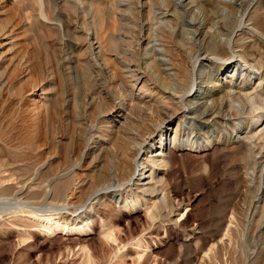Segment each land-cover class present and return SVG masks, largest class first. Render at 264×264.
<instances>
[{
  "label": "rangeland",
  "instance_id": "374dc122",
  "mask_svg": "<svg viewBox=\"0 0 264 264\" xmlns=\"http://www.w3.org/2000/svg\"><path fill=\"white\" fill-rule=\"evenodd\" d=\"M51 1V7L49 10L48 6L42 3L41 0H8V2L5 3L0 0V23L5 21L8 22L9 20L13 21L12 23L17 27L16 31L10 37V40H14V44L12 48L6 53L9 58L15 57L12 58V60H14L13 62L15 63L19 62L20 58H22L25 53H29V56L31 57L30 60L33 61L32 63L34 64V66L31 65L32 68L34 67L32 75L36 80L39 78V80H37L36 82L43 84L45 83L47 89L46 94L50 95L49 97L51 98L50 103L53 100L55 101V103L57 102V106L60 107L58 109L57 116L59 119L62 115V118L60 119L62 121L64 120V123L62 121L61 124H57L58 122L56 123V125H58V128L56 127V130L58 129V138L65 139V135L68 134L67 136H70L69 134L75 132L76 130L77 131L74 134H77L78 136L81 135L82 138L81 136L79 138L76 135V140L73 145L71 144L70 140L68 141V139L64 140L65 142L63 141L64 143H62L61 146L52 145L44 135V129L46 128L45 123L47 122L46 118L42 116L39 122L33 121L30 118L31 114L26 111L29 104V99L27 97L21 99L18 95V97L15 96V94L9 91L7 87H4L0 91V158H3L4 160V168L10 171L9 177H6L4 179L0 178V264H264V209L261 207L264 202L263 200H261L262 202L259 204V198H257L260 197V195L264 197V187H262L264 186V175H262V179H258V176H260V172H256L255 179H253V177L251 176L253 175V172L251 171L252 169L248 165L249 158L247 149L240 143H218L213 144L210 147H201L198 151L194 149L190 150L189 148L187 149L188 146H182L180 143L172 148L171 153L168 151L169 153L167 154V157L169 159V165L162 167L161 173L158 176L160 180L163 179L161 181L159 180L161 183L159 187L163 189L167 196L165 200L164 198H161V195L159 193L158 197L154 198L157 199V202L159 201L157 207L154 209L156 214L155 218H152L148 215L147 207L150 204L144 203L145 200L142 201L144 205L140 209L138 208L134 210L122 209L120 207H117L115 204H102L100 206L98 205V215H100V217L106 221L108 228L113 229L118 233L120 238L118 243H113L105 240L103 235L100 233L101 222L98 217H95L93 223L90 225L91 229L88 230L85 235H80L79 233L71 231L64 233L63 230H61V232L60 230H51L50 233L44 234L41 232L39 226L37 225L38 222H36L31 216H15L13 213H11L10 208L13 202L21 197L22 187H25L24 192L26 193V195H28V198H26L27 201L29 200L33 203H41L45 201L46 191L49 192V189H51L50 187H52V185L56 182H59L57 179L54 180L56 175L65 172H71L72 170H74L73 166L76 165L79 159L76 151L81 146L83 147L82 141H84L85 136L91 131V125L88 124H97L102 117L100 109L102 110V112L104 109L102 108L103 106H94L95 109H91V107H87V104L82 103L88 100H86L87 94L89 90H91V88L87 89V86H84L83 84L86 83L85 85H88V87H92V81L89 82L87 75L83 74H87L88 69L84 66L78 65L79 61L83 58V50L76 48V41L72 32L68 30V28H65L64 30L62 29L61 31L56 30L52 26L51 22L46 21L44 15L43 17L41 15L42 13H47V15H49V12L51 13L56 10V12L61 13L62 18L69 19L71 15L74 14L73 0ZM84 1H86L88 6L92 4L94 7V11L96 12V22L92 20L93 14L89 16L88 21L91 22H89L90 26H94L95 28H97L100 37L104 38L103 41L106 51L108 52L109 56L112 55L113 57L116 54V50L119 48V44L117 43V39H114V41H109L107 33L112 32L114 36L121 37L123 40H130L132 34L134 35L138 31H140L138 30L141 28L140 26L145 23V21L149 20V17H151L150 15H152L153 17L157 16L155 17V20L153 19V21H156L158 18L159 23H161L160 19L167 21L169 19L170 25L168 23H166V25L168 24L170 27L167 25L166 28L164 26V23H161L163 26L159 24L157 33L160 36L165 37L166 34H169L171 31L170 29L172 28L171 25L174 28L172 29V31H176H173L174 36L171 35L173 34L171 32L170 35L164 38L165 40L167 39V43H169L171 52L169 55L172 54V58L174 59L178 58L176 62H179L180 53L184 52L189 47V39L187 37L188 35H186L187 32H190V30L194 31V29H199L198 32H204L209 26L211 27L215 25L216 28L212 30L216 31V33H219L222 32V30L224 31L225 28L227 29V27L230 26L235 19L234 13L231 10L226 11L222 9L224 8L222 6L225 5L224 0H222L223 4L221 0H195L194 5H196L201 12L199 14H205L204 16H202L203 18L198 21V23L197 21H195L196 24H194V21H192L193 24L190 21L192 13L189 14V12H191V6L186 5V1L188 0H184V2H180V0H176L177 2L175 0H167L168 5H165L166 0L164 2L160 0L163 4L165 3L164 5L160 3L161 7L158 4L159 0H149L152 4H149L150 2L148 1V5H145L146 7L144 5L142 6L141 4L140 6H138L139 3H137V0ZM245 1L247 2V0ZM173 2L176 4V6L178 5L177 8ZM132 4H134L133 7ZM217 4L219 6H217ZM152 6L157 8L156 14L158 15L151 14L150 7ZM220 6L222 8H220ZM185 7L187 8L185 9ZM167 8L170 9L171 13L169 12L167 16H164L162 11ZM131 9L135 10L134 14ZM111 10L115 14L114 20L108 19L109 12H111ZM139 10L142 11V14ZM178 10L180 11V13ZM173 11H177V15ZM225 11L232 15H230L231 18H229V14L227 16V14L223 13ZM146 12L150 14H147ZM178 13L183 19L178 16ZM173 15H175L176 17ZM221 15L225 17L220 18L222 21L218 19ZM177 16L179 17L178 19ZM260 17L262 18L263 15L259 14V20L261 19ZM175 18L176 21L173 22ZM185 19L187 20V22ZM210 22H213V24H211ZM223 22L225 24H223ZM25 23L28 24V30H26L24 27ZM108 23H110L109 26ZM175 23L178 24L176 25ZM187 23L189 24V27ZM184 24L187 26V28H184L186 27L184 26ZM70 25L72 26L71 23ZM132 25H135L134 27L139 28L134 29V27H131ZM174 25H176L178 29H176V26ZM146 28L147 25H144V33L147 32ZM182 28L185 29H183L185 32L182 31ZM217 28L221 31H219ZM167 29L169 33L167 32ZM164 32L166 33L164 34ZM182 33L184 34L181 36ZM216 33L213 32V34ZM213 34L210 32L207 34L208 39L206 40V44L211 43L213 39L212 37H214L212 36ZM57 37H59L60 39H66L70 47L74 50L72 53L73 60L70 64L71 68L69 69L70 71L68 70L70 73L65 77L60 76L57 72H55V70H52L51 73L49 70V72L42 71V69H40L38 66L39 64H37L36 60L34 61V57L32 56L35 53L36 56H38L37 54L39 52L36 51L44 49L43 43H47L51 48H53L54 42L56 41ZM169 37L173 39H170ZM176 39H180L179 41L181 43L185 41V44L183 43V47L178 40L175 42ZM0 41H2V44H4L5 46V48L2 49V52L11 47L10 44L7 45V43L9 42L8 37L0 35ZM172 42L174 43V45L172 44ZM177 43L179 44V46ZM173 50L176 51V54L175 52L173 53ZM248 50L249 52L254 53L258 58H260V49L257 50L254 46H251L248 47ZM176 55L179 56L175 57ZM157 56L158 58H160L156 59V63L154 61V63L152 64V66L154 65V69L152 68V66L149 67L150 71L153 74H160L161 76H165V66L164 68L162 66V69L164 71L159 68L161 67V65H164L160 60V52L156 54V57ZM140 59V66H146V61L143 59V57H140ZM247 60L251 61L250 58H247ZM112 64L113 66H115L114 62H112ZM156 64L159 67L156 66ZM79 66L81 67L79 68ZM156 67H158L159 70L158 68L156 69ZM2 69L3 66L0 70ZM24 69H26V67L23 68V70ZM75 69H77V71ZM39 70L41 71V73ZM114 70L116 72L118 71V74H121V72L119 73L120 70L115 68ZM160 70L162 73H160ZM34 72L36 74H34ZM44 72L45 74H43ZM46 73L48 74V76ZM139 73L142 76H145V78L148 77L143 70L139 71ZM52 75H55V77H53ZM72 75H74V77ZM58 76H60L61 78ZM71 76L73 77V79L78 78V80L71 79ZM85 76L87 81L86 79H84ZM50 77L53 78V82L49 80ZM45 78L47 80H44ZM26 79L27 77L19 79V81L17 80L14 85L16 89L18 87L20 89V87L22 88V86L25 85L22 89H24L25 92L28 89V92H24V95L28 94L30 92L29 90L32 88L31 84L28 85L30 83L28 79L27 83H29H26ZM70 79L73 80V83ZM66 80L68 81L65 82ZM61 81L64 83L61 84ZM88 83L91 85L89 86ZM148 83L149 85H153V80H150L149 78ZM62 85H64L66 88H63ZM73 85L76 86L73 87ZM25 87H27V89ZM70 87L72 90L70 89ZM84 88L87 90H85ZM73 89L75 91H73ZM63 90L65 92H63ZM76 90L79 92H77ZM82 92H85L86 94L84 93L83 95ZM37 93H40V91H37ZM61 93L64 95V97H62ZM136 93H138V89L136 90ZM74 96L75 99H73ZM81 96L84 97L83 99H85V101L82 100ZM158 96V93H145V98H147L146 100H149L148 104L151 105L150 107H148V109H151L150 111L153 112H151L152 115L149 114L150 111L148 112V109L146 108L145 110L139 107L133 108L135 114L138 113V116L144 118L145 120L148 119L150 125H153V120H155L158 116V111H156V106L160 103ZM62 99H65V102L62 101ZM68 99H70V101H67ZM73 101L75 103H73ZM63 103H66L65 108L61 106V104ZM84 104L88 108H86L85 111H83L85 109V106H83ZM73 106L74 109L72 108ZM77 106L80 109H78ZM93 109L94 111L92 112L91 110ZM67 110H69L70 112L73 111V114L72 112L68 113ZM138 110L140 111V113ZM78 111L80 112V114ZM90 111L93 114L98 113V116L93 115ZM81 112H83L82 114H84L85 117L81 114ZM74 113L78 115L80 122L78 121L79 119L75 117L76 115ZM153 114H155L156 116L154 117ZM179 114L178 116L180 117L182 115V112H180ZM93 117L95 118V120L93 119ZM118 117L122 119V117ZM26 118L28 120H25ZM172 118L173 117H166L160 119L158 125L155 127L154 135L158 136L161 130L169 125V122ZM116 119L114 123L117 127L120 121ZM69 120H71V123L67 122ZM85 120H87V123ZM30 121L32 124L30 123ZM75 121H78L80 123L81 126L78 122L74 125V127L76 126L79 129H76V127L74 129L72 128L73 126L71 127L72 122L76 123ZM95 121L98 122L96 123ZM84 122L87 126L84 124ZM36 123H39V129H36L38 126H36ZM33 127H35V129ZM67 127L70 129H68ZM80 129L83 133H85L83 134L81 131L78 132V130ZM215 133H217L215 135V137L217 138L223 133L222 128L218 127V131ZM182 136L183 134H181V138ZM127 137L128 139H126V142L128 145L130 144L129 151L131 153H134L135 148L133 147H135L136 141H133L132 138H129L132 137L130 133ZM78 140L82 141L79 143ZM200 141L202 140L199 139L198 144L200 143ZM66 142L70 145L65 144ZM112 147L111 149L106 150L103 153V156H110L111 152L112 156H110V158L114 159H110L109 156H107L108 158L105 156L103 157V161L101 164L99 162H94L92 163L93 165L90 164L88 167H84L85 169L83 168L82 170H78L77 168L72 171L69 177H73L71 179L75 181V179L77 178H83V176L79 175L80 172H83L87 173L89 176L95 175L94 178L96 180V184H98L97 188H104L105 186H108L110 184H112L113 187L117 186L114 171L118 169L116 167H119V163L123 159V153L115 145ZM54 150H56L57 152L54 153ZM67 150H71L73 153L71 152L72 154L70 155L68 151L69 154L67 156ZM118 152L120 154H118ZM105 158H107V161ZM69 165L73 166L70 167ZM103 167H106V169L110 167V171L108 172L109 168L105 170ZM102 168L104 170L103 173H105L106 171L108 175L107 173L105 175H102ZM119 171L120 170H118V172ZM115 172H117V170ZM72 174L74 176H72ZM97 174L99 177L97 176ZM76 175L80 177H76ZM106 175L109 178H107ZM117 175L119 177V175H121V171L120 174L118 173ZM251 178L252 180H254V182H251ZM30 179L32 181H30ZM108 180L109 182L115 180V183H109ZM259 184L262 187L260 189ZM27 187L32 188L30 190H26ZM51 194L54 195V192H51ZM68 194L70 195L71 193L69 192ZM167 197L169 201L167 200ZM154 199H152L150 202H153ZM162 199H164V201ZM85 204L86 203H84L83 205L77 203L75 211H81L83 209L90 211V206ZM84 205L86 206L85 208L82 207ZM254 207L257 209V211L254 210ZM229 218L232 219V226L229 230L230 232L227 231ZM221 239H224V242ZM140 240L143 246L138 247L139 249H136V243ZM84 246H86L85 250ZM140 251H142L143 253L145 252V257H141L140 254L142 252Z\"/></svg>",
  "mask_w": 264,
  "mask_h": 264
},
{
  "label": "bare ground",
  "instance_id": "6f19581e",
  "mask_svg": "<svg viewBox=\"0 0 264 264\" xmlns=\"http://www.w3.org/2000/svg\"><path fill=\"white\" fill-rule=\"evenodd\" d=\"M41 1L42 3L47 5L48 9L50 10L52 1L51 0H41ZM148 1L149 0L147 1L137 0V3H139L138 6H140V4L142 6L143 5L145 6ZM162 1L164 2L165 0ZM2 2L5 3L8 2V0H2ZM149 2H150L149 4H152L151 1ZM158 2H159L158 4L161 7L160 3L162 2L160 0ZM180 2H184V0H180ZM186 2H187L186 5L191 6V12H189V14L192 13V16L190 17L191 20L190 19L188 20H190L191 22L197 21L198 23V21H200L201 18H203L202 16H204L205 14L204 15L199 14L201 12L199 8L196 5H194L195 0H188ZM224 2L225 5L222 6L224 8H222L221 6L220 8L226 11L231 10L235 16V19L234 20L232 19L234 22L232 24L230 23L231 24L230 26L227 25L228 26L227 29L225 28L224 31L222 30V32L219 33L213 31L214 28H216L215 25L211 27L207 26L208 28L207 30L205 29L206 31L204 32H198L199 29H194V28H193L194 31L190 30V32H187L186 35H188L187 37L190 41L189 42L187 40L189 43L188 45L189 47L188 49H186L184 52L181 53H180L181 49L179 50L180 53L179 62H176L178 58L174 59L172 58L173 57L172 54L169 55L171 53L169 43H167V39L166 40L164 39L166 38V36L170 35L171 32L173 33V31H175V30L172 31V29L174 28L171 25L172 28L170 29L171 31L169 33L168 31L170 27L169 19L168 21L160 19V22L164 23V26L166 28L167 25L169 24L168 25L169 27L167 29V32L169 34H166L165 37L164 36L162 37L157 33L158 32L157 29H159V24L161 23H159L158 18L156 21H153V19L155 20V17L157 16L153 17L152 15H150L151 17L148 16L149 20L145 21V23H143L140 26L141 27L140 29H138L139 27L138 28L134 27L135 25L131 26L134 27V29L136 28L140 31H138L134 35L131 33L132 36L130 40L127 39L123 40L121 37L114 36L112 32L107 33V37L109 41H114V39H117V43L119 44L118 46L119 48L116 50L115 52L116 54L113 57L112 55L109 56L108 52L106 51L103 41L104 38L100 37L97 28H95L94 26H90L89 24L90 21H88V19L89 16H91L92 14H93L92 20L96 22L95 19H97L96 12L94 11V7L92 4L88 6L86 1L84 0H73L74 14H72L69 19L62 18L61 13L56 12V10H54V12L51 13L49 12L48 13L49 15H47V13L45 14L42 13L41 14L42 17L44 15L45 20L51 22L52 26L56 30L61 31L62 29L64 30L65 28H68V30H70L74 35V39L76 41L75 43L76 48L83 50L82 52L83 58L79 61L78 65L84 66L88 69L87 74L86 73L83 74L87 75L89 82L92 81L91 82L92 87H88V85H85L86 83L83 82L85 83L83 85L87 86V89L91 88V90H89V92L87 91L88 94L86 100L87 99L88 100L82 103L87 104V107H91V109L92 108L95 109V107L97 106H103L102 108H104L103 112L100 109L102 113V117L100 120L98 119L99 122L97 121L98 122L97 123L95 121L97 124L95 123L88 124L91 125L90 126L91 131L85 136V139L83 138L84 141L81 140L83 142V147L79 146L80 148H78V150L76 149L77 150L76 152L79 157V159L77 158L78 162L76 163V165L74 166L71 165V166L74 167V170L77 168L78 170L80 169L82 170L84 167L86 168L94 162H99L101 164L103 161V157L106 156V155L103 156V153L106 150L111 149V147L114 145L122 151L123 159L119 163V167H116L118 168L116 169L117 172H115L116 170L114 171V174L116 176L115 180L117 182V186L114 185L115 187H113L112 184L108 185L107 184L109 182L108 180V182L106 183L108 186H105L104 188H97L98 184H96V180L94 178L95 175L89 176L87 173H83V172L79 173V175L83 176V178L76 175V177L78 176L80 178H77L74 181L73 179H71L73 177H69L72 171H74L72 170L71 172H65L56 175L54 180L57 179L59 182H56L57 184L56 183L53 184L55 186L52 185V187H50L51 189L48 188L49 192L46 191V194L44 193L46 197L44 202L33 203L30 202L29 200L27 201L26 198H28L27 197L28 195H26V193L24 192L25 187H22L21 197H19L18 200H15V202H13L10 208L11 213H13L15 216L17 215L31 216L36 222H38L37 225L39 226L41 232L44 234L50 233L51 230H60V232L61 230H63L64 233L71 231V232L79 233L80 235H85L87 231L91 229L90 225L93 223L95 217H98L101 222L100 233L103 235L105 240L113 243H118L120 239L118 233L115 232L113 229L108 228L106 221L102 219L100 215H98L97 206L98 205L100 206L102 204H115L117 207H120L122 209L134 210L138 208L140 209L144 205L142 201L145 200L144 203L150 204L147 207L148 215L152 218H155L156 214L154 209L157 207L159 201L157 202V199L154 198H157L159 193L161 195V198L165 199L167 196L163 191V189L159 187L161 184L160 181L163 179L160 180L158 176L161 173L162 167L169 165V159L167 157L168 156L167 154L169 152L171 153L172 148H174L180 143L182 146H188L187 149L189 148L190 150L194 149L197 151L200 150L201 147H210L213 144H218V143H226V142L240 143L243 146H245L247 149L248 158H249L248 165L250 166V168L252 169L251 171L253 172L252 173L253 175L251 176L253 177V179H255L256 172H260L259 175L261 177L258 176L259 178L258 177L257 178L262 179L263 178L262 175H264V125H263L264 123L263 120L264 118V0H247V2L245 0H224ZM165 3H164L165 5H168L167 0L165 1ZM218 4L217 6H219ZM133 5L134 4H132V7ZM186 8L187 7H185V9ZM156 9L157 8L154 6L150 7L151 14L158 15L156 14ZM132 11L134 14L135 10ZM226 11L223 13L227 14L228 16L229 13H227ZM141 12L142 11H140V13ZM162 12L164 16H167L170 12V9L167 8ZM173 12L177 15V11H173ZM179 13L178 16L182 18L179 15ZM259 14L263 15L262 18L260 17L261 18L260 20L258 18ZM230 15L231 14H229V16ZM178 16L177 19L179 18ZM231 16L229 18H231ZM221 17L225 18L221 15L219 16L218 19H220ZM108 19L110 20L115 19V14L112 10L111 12H109ZM175 21L176 18L173 22ZM12 22L13 21L8 20V22L5 21L0 23V35L4 37H8L9 42L7 43V45L10 44L11 46L6 51L2 52V49L5 48V46L4 44H2V41H0V47H1L0 69L3 66V69L0 70V91L4 87H7L9 91L15 94V96L18 95L19 98L21 99L25 97L29 99L28 100L29 104L27 106L26 111L31 114L30 118L33 121L39 122L42 116L46 118L47 122L46 123L43 122L46 124V128L44 129L45 130L44 135L45 138L49 140V142L52 145L61 146V144L64 143L65 142L64 140L66 139H68V141L70 140L71 144L73 145V143H75L76 140L75 136L77 135V134L75 135L74 133L77 130L73 133H70L69 134L70 136H67L68 134L65 135L64 136L65 139L58 138V133H57L58 129L56 130V127L58 125H56V123L58 122L57 124L59 123L61 124L64 121L60 119L62 118L61 117L62 115L60 116L59 119L57 116L58 109L60 107H58L57 106L58 103L57 102L55 103V101L53 100L50 103L51 98L49 97L50 95L46 94L47 89L45 83L43 84L36 82L37 80H39V78L36 80L32 75V71L34 70L33 69L34 67L32 68L31 65L34 66V64L32 63L33 61L30 60L31 57L29 56V53H25L22 56V58H20V61L18 60L19 62L17 63L13 62L14 60H12V58L15 57L9 58V56L6 53L12 48L14 44V40H10L11 39L10 37L16 31L17 27ZM70 23L72 24V26L70 25ZM166 23L168 24L166 25ZM210 23L213 24V22ZM109 24L110 23H108V26ZM194 24H196V22ZM223 24L225 23L223 22ZM144 25H147L146 33L143 32ZM161 26L163 25L161 24ZM184 26L186 25L184 24ZM24 27L26 30L29 29L27 23L24 24ZM184 28H187V26ZM184 28H182L183 32H185ZM176 29H178L177 26ZM210 30H212L216 34H213V32ZM209 32L212 33L213 34L212 36L214 37L211 36L213 38V39L211 38L212 39L211 43L206 44L207 42L206 40L208 39L207 34ZM165 33L166 32H164V34ZM183 34L184 33H182L181 36ZM171 35L174 36V33ZM177 40L179 41L180 39H176L175 42ZM173 42L172 44L174 45ZM183 43L185 44V41H183ZM183 43L180 42L182 47L184 45ZM43 44H44L43 46L44 49L42 50L40 49V51H36L39 52L37 54L38 56H36V53L35 54L32 53L33 55L31 54L34 57V61L36 60L37 64H39L38 65L39 68L42 69V71L49 70L50 73L52 70H55V72H57L62 77L68 76L70 73L69 69L71 68L70 64L71 61L73 60L72 53L74 51L73 48L70 47L68 41L66 39L63 38L60 39L59 37H57L56 41L54 42L53 48H51L47 43H43ZM251 46H254L257 50L259 49L261 50L259 52V54L261 55L260 58H258L254 53L249 52L248 47ZM158 52H160L161 54L160 60L163 62L164 65H161V67H159L157 63L156 66H158L160 69H162V66L163 68L165 66L164 69L165 76H161L160 74H153L149 68L150 66H152V64L156 59L160 58V57L158 58V56L156 57V54H158ZM174 52L176 54V51L173 50V53ZM178 56L176 55L175 57ZM140 57H143V59L146 61L145 64L146 66L144 67L140 66V60H141ZM247 58L248 59L250 58L251 61L247 60ZM112 62L115 63V66H113ZM81 66H79V68ZM25 67L26 69L23 70V68ZM158 67H156V69ZM114 68L120 70L119 73L121 72V74H118V71L116 72ZM75 70L77 71V69ZM142 70L146 73L148 77L145 78V76H142L139 73V71ZM160 73H162L161 70ZM34 74L36 73L34 72ZM43 74H45V72ZM72 76L74 77V75ZM72 76L71 79H73ZM24 77H27V79L30 82V83L28 82L29 83L28 84L27 83L28 80L26 79L25 80L26 83L28 85L31 84L32 86V88L30 87L31 89L29 88L30 92L26 95H24L25 90L22 89L24 88L23 86L25 85L23 86L21 85L22 88L20 87V89L18 87L17 89L19 90H17L14 87L15 82L17 80L19 81V79H22ZM53 77H55V75ZM149 78L150 80L151 79L153 80V85H149L148 83ZM84 79H86V76L84 77ZM44 80L47 79L45 78ZM49 80L53 82L52 77H50ZM73 80H78V78ZM73 80H71L72 83ZM67 81L68 80H66L65 82ZM62 83L64 82L61 81V84ZM64 85H62L63 88H66ZM90 85L91 84H89V86ZM75 86L76 85H73V87ZM25 88L27 89V87ZM137 89H138V93H136ZM37 91H40V93H37ZM73 91L75 90L73 89ZM27 92L28 89L25 93ZM63 92L65 91L63 90ZM147 92H150L151 94L152 93L159 94L158 99L160 103L159 105L156 106L157 108L156 111H158V116L156 117L155 120H153V125H150L148 119L145 120L144 118L138 116V113H136L137 114L136 115L133 110L134 107L136 108L139 107L145 110V108L148 109V107L151 106L148 104L149 100H146L147 98H145V93ZM84 93L85 92H82L83 95ZM82 96H81L82 100L85 101V99H83L84 97ZM62 97H64L63 94ZM73 99H75V96ZM62 101L65 102V99H62ZM67 101H70V99H68ZM73 103L75 102L73 101ZM65 104L63 103L61 104V106L65 108ZM85 104L83 106H85ZM74 106L72 107L73 109ZM87 107L85 106V109L82 110L85 111ZM94 109L91 111L93 112ZM150 110L148 109L147 111L149 112ZM67 111L68 113L70 112L69 110ZM73 111H71L72 114ZM151 112L152 111H150L149 113L150 115H152ZM180 112H182V115L179 117L178 114ZM82 113L83 112H81V114ZM74 114L76 115V113ZM97 114H93V115L96 116ZM82 115L85 117L84 114ZM153 115L154 117L156 116L155 114ZM118 116L122 117V119H120ZM75 117L78 118V115H76ZM166 117H173V118L169 122V125L165 127L163 130H161L158 136L154 135L155 127L158 125L159 120ZM27 118L25 120H28ZM93 119L95 120L94 117ZM115 119L120 121L117 127L116 124L114 123ZM70 121L71 120L67 122ZM78 121L80 122V119ZM85 121L87 123V120ZM73 122L71 127L73 126L72 128L75 129L76 126L74 127V125L77 124V122L76 121H75L76 123ZM38 124L39 123H36V126ZM218 127L222 128L223 133L216 138L215 135L217 133L215 132L218 131ZM33 128L35 129V127ZM77 128L78 127H76V129ZM36 129H39V125L37 126ZM79 131H81V129L78 130V132ZM129 133L132 136L129 138H132L133 141L134 140L136 141L135 147H133L135 148L134 153H131L129 151L130 144L128 145L126 142ZM181 134H183L182 138H181ZM80 136L78 137L80 138ZM199 139H201L202 141H200V143L198 144ZM81 141L78 140L79 143ZM65 144H67V142ZM56 150H54L55 151L54 153L57 152ZM68 151L69 150H67V156L69 153L70 155L73 153L71 150L69 151V153ZM118 154L120 153L118 152ZM110 156H112L111 152H110ZM107 158H105L106 161ZM110 159H114V158H110ZM3 161H4L3 158H0V178L2 179L10 176V171L4 168ZM103 168L105 170L109 168L108 172L110 171V167H108L107 169L106 167ZM118 170L121 171V175H119V177L117 174L118 173L120 174V171L118 172ZM103 172L104 170L102 171V173ZM106 173L107 172L105 171V173H103L102 175H105ZM72 176L74 175L72 174ZM30 181L32 180L30 179ZM251 182H254V180H252ZM262 187L260 185L259 189ZM31 188L32 187H27L26 190H30ZM51 192H54V195H52ZM69 192L71 193L70 195L68 194ZM257 198H259L258 199L259 204L262 202L261 200H263L264 202L263 196L260 195V197ZM152 199H154V201L150 202ZM164 199L162 200L164 201ZM77 203L82 205L86 203L85 205L90 206L89 209L90 211L86 209H83L81 211H75L77 207ZM85 205L82 207L85 208L86 207ZM170 206H171V202H170ZM261 207L264 209V203ZM254 210L257 211L256 208ZM231 218H229L228 220L227 231H229L232 226ZM142 246L143 244L141 243V240L136 243V249H139L138 247H142ZM85 247L86 246H84V250ZM144 253L142 252L140 254L141 257L145 255Z\"/></svg>",
  "mask_w": 264,
  "mask_h": 264
}]
</instances>
